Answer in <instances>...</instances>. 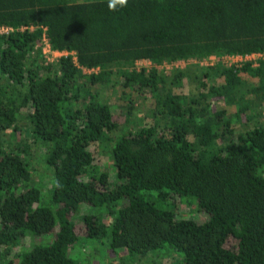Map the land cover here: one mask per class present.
<instances>
[{
    "label": "trees",
    "instance_id": "1",
    "mask_svg": "<svg viewBox=\"0 0 264 264\" xmlns=\"http://www.w3.org/2000/svg\"><path fill=\"white\" fill-rule=\"evenodd\" d=\"M0 24L34 26L0 37V264H79L76 220L113 251L168 243L182 264H264V0H128L114 11L108 0H0ZM43 35L68 53L48 63ZM255 53L201 68L196 95L179 89L187 68H158ZM114 86L123 101L146 90L153 119L120 121L104 94ZM39 139L52 145L36 179ZM41 176L52 178L46 194ZM82 204L102 214L78 215ZM179 204L207 219L182 217Z\"/></svg>",
    "mask_w": 264,
    "mask_h": 264
},
{
    "label": "rangeland",
    "instance_id": "2",
    "mask_svg": "<svg viewBox=\"0 0 264 264\" xmlns=\"http://www.w3.org/2000/svg\"><path fill=\"white\" fill-rule=\"evenodd\" d=\"M43 49L41 48V51ZM42 56L51 58V55L46 52L44 53L42 51ZM255 57H248V59H254ZM256 59V58H255ZM243 59L237 58L229 60L228 62L231 63H241ZM217 61H212L209 58H206L201 61L196 60H188V61H177L173 64H164L159 66L158 68L164 69V70H171L174 68H187L188 76L183 78L180 83V91L181 93H184L185 95H196L198 93V82L196 80V76L200 74V69L204 66L215 64ZM220 62V61H219ZM223 63V62H221ZM224 64H227L224 62ZM147 63H140L139 66H148ZM220 79H216L214 81H211V84L219 85ZM250 83V82H249ZM104 92V89H103ZM128 92V91H126ZM130 94H128V100L130 101V108H127V101H123L120 97L121 94H123L121 87L114 86L110 90L106 89L104 94L109 101V103L112 105V111L113 114L116 115L120 121H124L125 114L128 113L133 119V122L135 124L140 123L141 121L148 122L153 119L152 111L153 108V102L152 98H149V93L144 90H133L129 91ZM125 94V93H124ZM123 94V95H124ZM213 107L215 109L222 108L223 107V101L221 98H214L213 99ZM23 126V127H22ZM21 132L23 136L27 137V141L31 140L30 137V131L26 128L25 125H22ZM118 134V132H117ZM7 137V135H4ZM39 141L44 145H40L36 147L35 149V156H34V172L36 173L34 177L36 179L39 178V174H46L44 170H46L45 164L40 161V158L38 161L37 157H41L42 155L45 156L48 149H50V146L52 145V142H45L39 139ZM37 156V157H36ZM95 162L102 170H106L109 175L110 179L114 180V167L112 164V161L107 158L105 155H98L95 154ZM50 174V172H49ZM42 180L44 182V185L42 186L43 194H46L48 190H50L49 186L52 182V178L50 177L49 180H51L49 183H46L47 179L44 176H41ZM48 182V181H47ZM147 197L159 201L158 192H150L147 193ZM49 200V192L46 199H44V204L48 203ZM158 206H161L160 202H156ZM163 205V203H162ZM164 206V205H163ZM168 208H171V206H167ZM194 205L191 206H183L181 204L178 205V213L181 214L182 217H190L195 219L198 222H203L207 219L206 215L202 214L201 212L194 211ZM83 213H95V214H102L100 208L91 207L88 204H82L79 207L78 215ZM104 217V214L102 215ZM75 224V232L77 234V240L72 246L71 252H69L70 256L78 261L79 264H182V254L176 250H174L168 243H164V245L155 251H151L147 253L145 256H140L138 254L133 253H127L124 250H116L113 251L110 249L108 244V239L104 238H95V237H89L86 234H83V225L82 222L79 220H76ZM50 236H45L43 242L48 241V238ZM33 239L29 238L27 240H24L22 242V245H28L29 242H31ZM36 240L38 241L39 238L37 237Z\"/></svg>",
    "mask_w": 264,
    "mask_h": 264
},
{
    "label": "built area",
    "instance_id": "3",
    "mask_svg": "<svg viewBox=\"0 0 264 264\" xmlns=\"http://www.w3.org/2000/svg\"><path fill=\"white\" fill-rule=\"evenodd\" d=\"M26 29L32 30V29H34V26H32V25H30V26L23 25V26H20V27H13V26H9V25H1L0 24V37L5 36L7 34H10V33L14 32L16 30H22L23 31V30H26ZM41 42H42L41 43L42 44L41 48L43 49L42 51L44 53L46 52L47 54L49 53V55H51V58L46 57V60H47L48 63L54 62L60 56L65 55V54L68 53L66 51L52 50L50 48L48 42H47V39H46L45 35L42 36V41ZM261 56H262V54L255 53V54L246 55L244 57L237 55V56H223V57L219 58V57H216V56L212 55V56H209L208 58L210 60H212V61H217V62L220 61V62H223V63L224 62L226 63V61H227V64H231V62H228V61L232 60V59L241 58V59H243V61L244 60H253V61H255L257 58H259ZM248 57H255L256 59L255 58L254 59H248ZM140 63H145V62L144 61L138 62L137 65H140ZM91 70H94V69H90L89 71L88 70H84V72H90Z\"/></svg>",
    "mask_w": 264,
    "mask_h": 264
},
{
    "label": "clouds",
    "instance_id": "4",
    "mask_svg": "<svg viewBox=\"0 0 264 264\" xmlns=\"http://www.w3.org/2000/svg\"><path fill=\"white\" fill-rule=\"evenodd\" d=\"M127 4L128 0H108V7L110 11L116 10L117 6L124 8Z\"/></svg>",
    "mask_w": 264,
    "mask_h": 264
}]
</instances>
